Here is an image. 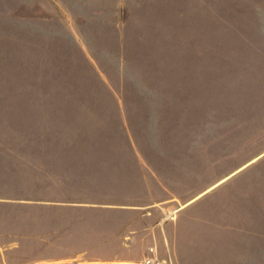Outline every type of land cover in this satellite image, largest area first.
I'll list each match as a JSON object with an SVG mask.
<instances>
[{
    "label": "rangeland",
    "instance_id": "1",
    "mask_svg": "<svg viewBox=\"0 0 264 264\" xmlns=\"http://www.w3.org/2000/svg\"><path fill=\"white\" fill-rule=\"evenodd\" d=\"M154 245L264 264V0H0V264Z\"/></svg>",
    "mask_w": 264,
    "mask_h": 264
},
{
    "label": "trees",
    "instance_id": "2",
    "mask_svg": "<svg viewBox=\"0 0 264 264\" xmlns=\"http://www.w3.org/2000/svg\"><path fill=\"white\" fill-rule=\"evenodd\" d=\"M122 129L124 131L123 132V138L125 140L129 141V143H130L131 142V137L129 135V131H127V128L126 127L124 129V125H123ZM51 135H48V137H46L45 139L47 140V142L49 144H53V146H55V148H58L59 147L58 144H60L61 142L64 143V144H70V145L75 144V142H73L75 140L73 138H71V136L70 137H67L69 134L66 135L64 133L63 134L65 136L64 139H62V137H63L62 133L61 134H57V135L55 134L54 136H51ZM74 137H76V136H74ZM64 140H65V142H64ZM71 156H72L71 152L63 153V152H58L55 149V151L53 152V154L46 153L45 156H44V158L46 160H48V161H51V162H48V163H50L51 166H52L53 162L56 163V164H59L61 162L62 163H65V162L68 163L69 160L75 159V158H73ZM48 174H49L50 178H52V175L53 174H50L49 172H48ZM31 197H34V198H46V199L49 198V199L54 200V201L60 200L62 198L61 194H53V195L48 194V195H45V196L44 195H39V196H31ZM70 199H74V198H70Z\"/></svg>",
    "mask_w": 264,
    "mask_h": 264
},
{
    "label": "built area",
    "instance_id": "3",
    "mask_svg": "<svg viewBox=\"0 0 264 264\" xmlns=\"http://www.w3.org/2000/svg\"><path fill=\"white\" fill-rule=\"evenodd\" d=\"M143 264H164L163 259L158 254L156 245L150 247L149 253L145 257Z\"/></svg>",
    "mask_w": 264,
    "mask_h": 264
}]
</instances>
